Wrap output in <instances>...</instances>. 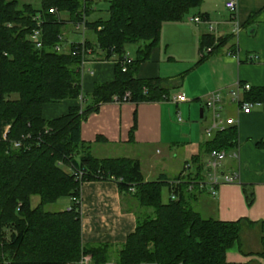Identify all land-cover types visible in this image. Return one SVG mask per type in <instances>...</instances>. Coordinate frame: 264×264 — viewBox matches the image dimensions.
<instances>
[{"label": "trees", "instance_id": "obj_1", "mask_svg": "<svg viewBox=\"0 0 264 264\" xmlns=\"http://www.w3.org/2000/svg\"><path fill=\"white\" fill-rule=\"evenodd\" d=\"M94 2L40 0L36 7L25 0H0V264L4 260L8 264H68L83 255H91L94 264H104L113 254L119 264H228L227 253L241 244L244 226L255 223L206 219L192 208L188 198L195 192L189 194L188 186L202 179V153L191 160L194 176L183 177L182 172L172 181L163 177L147 182L139 161L98 159L81 137L83 122L103 104L169 98L165 79H141L138 70L159 45L163 25L182 21L204 0H111L107 18L90 21ZM67 22L75 26L85 22L96 36L95 43L86 40L72 44L66 52L56 51V46L63 45ZM37 29L42 32V48L28 39ZM229 44V52L235 55L233 36H201L197 65L223 53ZM129 45L138 49L123 72ZM84 49H91L97 59H116L114 80L97 84L87 106L80 69ZM127 93L130 97L124 101ZM243 97L264 104V87L252 88ZM63 100H80L81 105L46 120L44 106ZM136 127L135 114L132 132ZM237 147L238 127L231 126L217 132L203 152H230ZM108 180L118 184L124 211L134 213L137 221L135 232L118 249L108 244L87 246L82 240L81 186ZM178 180L179 199L165 203L162 189H171ZM244 192L251 206L252 187L245 186ZM33 197L40 198L35 207ZM62 199L70 202L64 210H46ZM138 207L145 210L143 215L137 213ZM259 226L264 246V222Z\"/></svg>", "mask_w": 264, "mask_h": 264}, {"label": "crops", "instance_id": "obj_2", "mask_svg": "<svg viewBox=\"0 0 264 264\" xmlns=\"http://www.w3.org/2000/svg\"><path fill=\"white\" fill-rule=\"evenodd\" d=\"M235 1L237 10L233 15L226 8L228 0H204L202 6L193 9L188 18L165 23L160 43L153 50L151 59L138 70L141 79H165L169 97L171 90L179 88L176 81L183 78L184 84L174 92V98L183 94L186 102L175 103L174 98L172 101L168 98L139 104L116 101L103 104L98 112L90 114L83 122L81 137L91 144L92 155L98 159L137 160L147 182L163 177L172 181L184 172L187 162L192 163L194 156L202 153L203 163L209 158V154L203 152L204 145L216 133L209 135L207 132L213 120V111L207 105L213 94H220L223 117L237 121L238 158L230 157L224 163V172L236 174L237 182L222 185L216 197H212L208 191L196 190L189 195L188 201L206 219L221 222L247 219L255 223L244 226L241 244L228 251L227 263L264 264L259 226L264 222V146H259L264 143V104L251 102V113L245 114L240 106L232 102L230 95L238 84L264 87V0ZM98 10L94 2L92 14L88 17L90 21L101 18ZM194 17L202 18L203 22H192L191 18ZM62 18L67 21L68 15L64 14ZM67 23L73 27L71 32L82 34L83 38L79 42L69 41L63 31V43L68 49L72 44L86 40L95 43L91 30L82 32L76 29L74 23ZM205 34L216 38L233 36L237 45L236 54L229 52V44L223 53L197 65L200 38ZM135 47L138 49L137 45ZM86 59L82 90L89 99L85 106L92 103L90 96L97 84L114 80L116 62L115 58L103 60L93 55ZM180 61L189 65L184 72L186 74L172 72L174 64ZM75 105H81V101L48 103L44 106L43 116L46 120L55 119ZM206 110L211 114L210 123ZM182 111L194 122L193 125L177 123L183 122ZM135 114L137 127L132 132ZM198 119L206 121V124L199 125ZM245 186L252 187L254 192L251 206L247 203ZM81 202L82 240L85 245L122 247L128 236L135 232L136 216L124 211L123 198L115 181L84 183L81 186Z\"/></svg>", "mask_w": 264, "mask_h": 264}, {"label": "built area", "instance_id": "obj_3", "mask_svg": "<svg viewBox=\"0 0 264 264\" xmlns=\"http://www.w3.org/2000/svg\"><path fill=\"white\" fill-rule=\"evenodd\" d=\"M226 8L230 11V13L233 15L237 10V3L235 0H228L226 3ZM51 13H57L56 9H51ZM191 21L200 24L202 23V18L200 17H194L191 18ZM76 29L79 31L84 32L86 30L85 28V22L79 23L76 25ZM211 27V31H212ZM29 41H31L37 48H42L43 46V40H42V32L37 29L28 37ZM84 43V42H83ZM84 47V44L82 45ZM55 50L58 52H64L63 46H56ZM208 52L211 51V49L207 50ZM86 54H84L83 61L80 65L81 71L85 72V65L87 63V57L93 55L91 49L84 51ZM133 62V57L130 55V53H126L125 58L122 62V71L126 72L127 67ZM252 89L251 85L249 84H238L237 89L231 92V100L232 102L236 103L240 108L242 109L243 113L249 114L251 113V110L253 108V104L251 102H247L244 100L243 94L245 92H248ZM130 97V93H127L124 101L128 100ZM186 98L183 94L178 95L176 98H174L175 103H183L186 102ZM222 99L220 94H213L211 99L208 102V107L213 111V120L211 123V126L207 130L209 135L215 134L217 132H221L226 130L227 128L231 126H237V121L232 118H224L222 111L223 107L221 106ZM7 132L4 134V138H6ZM16 147H19V144L16 145ZM238 158L237 151L228 152L225 150L219 151L214 150L209 153V158L207 161L204 162V168L206 169L205 173L202 174V179L199 180H193L190 185L188 186V192L192 193L196 190L200 191H208L209 194L212 197H216L218 194V189L224 185V184H233L237 182V175L236 174H229L224 172V163L225 161L230 158ZM193 164L188 162L185 164V170L183 173V177L189 176L192 171ZM181 183V180L175 181L171 183V189H170V199L173 201H176L179 199L178 194L176 193L177 186ZM73 201L76 199H72ZM68 210H71L69 207ZM4 264H8L6 260H4ZM68 264H94L93 258L91 255H83L82 258L78 261L70 262ZM104 264H119L115 261H107ZM139 264H147V263H139Z\"/></svg>", "mask_w": 264, "mask_h": 264}, {"label": "rangeland", "instance_id": "obj_4", "mask_svg": "<svg viewBox=\"0 0 264 264\" xmlns=\"http://www.w3.org/2000/svg\"><path fill=\"white\" fill-rule=\"evenodd\" d=\"M25 1H29L30 3H32L34 6H36V7H39V3H40V0H25ZM111 0H95V6L99 9L98 10V15H100V17L101 18H107V9H108V6H109V2H110ZM67 15V14H66ZM105 15H106V17H105ZM187 17V16H186ZM188 18V17H187ZM64 32L67 34V36H68V38H66V39H68L69 41H75V42H79V41H81L83 38H81L82 37V34L80 35V34H74L73 32H71L72 30H73V27H72V25L71 24H69V23H66L65 25H64ZM94 35V41H96V36H95V34H93ZM93 39V38H92ZM63 51L64 52H66V51H68V49H67V45H65L64 43H63ZM136 45H129L128 47H127V50H128V52H130V53H132V54H135V51L137 50V48L135 47ZM189 68V65L186 63V62H184V61H180V62H177L176 64H174V66L172 67V69H173V71L172 72H174V73H181V74H186V73H184L187 69ZM183 72V73H182ZM177 84L179 83V88L180 87H182V85L184 84V80H183V78L182 79H178L177 81ZM179 88H176V89H174L173 91L171 90V93H170V97H169V101H172L173 100V98H174V92H176V91H178V89ZM88 97H86V100L88 101ZM205 109V108H204ZM178 114H179V112L177 113V118H178ZM181 115H182V118H183V122L182 123H180V122H177V123H179V125H182V126H186V125H193V121H191L190 119H189V117L182 111V113H181ZM206 115H207V117H208V120L207 121H209V123H210V119H211V114L209 113V111H207L206 110ZM178 121V120H177ZM198 124L199 125H201L202 126V124H206V121H203L202 119H198ZM200 126V127H201ZM200 127H199V130H200ZM233 151H236V149L235 150H233ZM230 152H232V151H230ZM203 158V157H202ZM195 168V167H194ZM194 168H193V170H194ZM192 170V171H193ZM195 173H196V171L194 170V172L192 173V176H194L195 175ZM174 176V175H173ZM175 177V176H174ZM173 177V178H174ZM170 193H169V187H164L163 189H162V199H163V201L165 202V203H167L168 202V200L170 199V195H169ZM39 202H40V198L39 197H33V199H32V205L35 207V206H37L38 204H39ZM68 204H69V200L68 199H62V200H60L57 204H54V205H48L47 207H46V210H48V211H58V210H64L67 206H68ZM136 211H137V213L139 214V215H143L144 214V211L145 210H143V209H139V207L136 209ZM150 212H151V210H149ZM114 249V248H113ZM118 249V248H117ZM107 261H115V262H117L116 261V255L115 254H113L111 257H109L108 259H107Z\"/></svg>", "mask_w": 264, "mask_h": 264}]
</instances>
